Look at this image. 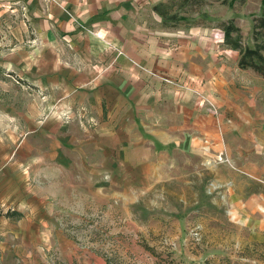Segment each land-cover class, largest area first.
I'll return each mask as SVG.
<instances>
[{"label": "rangeland", "instance_id": "1", "mask_svg": "<svg viewBox=\"0 0 264 264\" xmlns=\"http://www.w3.org/2000/svg\"><path fill=\"white\" fill-rule=\"evenodd\" d=\"M75 3L85 6L0 0V264H264V77L237 67L221 30L233 20L254 47L264 0H151L175 15L166 26L210 39L228 68L226 92L215 64L204 79L158 77L192 92L202 119L188 147L149 139L133 121L99 130L96 100L73 102L58 86L86 53L99 68L112 65L105 52L117 55L74 18ZM97 131L120 133L112 150L96 146Z\"/></svg>", "mask_w": 264, "mask_h": 264}, {"label": "crops", "instance_id": "2", "mask_svg": "<svg viewBox=\"0 0 264 264\" xmlns=\"http://www.w3.org/2000/svg\"><path fill=\"white\" fill-rule=\"evenodd\" d=\"M82 2L84 7L81 3L73 4L74 18L90 21L97 32L114 44L117 55L112 49L105 52L108 65L109 62L112 65L99 68L94 63L95 55L86 53L83 58L85 67L75 70L72 83L59 79L58 86L61 83L62 89L70 92L73 102L96 100V116L93 118L101 122L97 127L99 130L113 126L121 128L125 121H133L149 139H156L164 146L188 147L189 139L185 136L192 133L202 119L201 114L190 108L192 92L175 89L158 77L176 78L183 70L195 79H204V68L208 65L210 70H214L215 64L217 73L213 74L219 77L216 88L218 92H226L220 91L224 82L220 76H225L228 68L217 66L216 62L220 61L214 57L210 39L199 33L197 28L191 30L194 37H189L177 28L164 25L151 0ZM156 15L161 20L155 18ZM67 26H71L69 21ZM171 35H175L171 40L176 44L174 48L168 41ZM119 50L122 52L118 53ZM237 62L236 59L238 67ZM105 113L107 115L103 119ZM115 133L97 131L96 146L101 149L102 142L98 141H104L106 149L112 150L109 139L120 134L118 131ZM113 143L116 144L114 140Z\"/></svg>", "mask_w": 264, "mask_h": 264}, {"label": "trees", "instance_id": "3", "mask_svg": "<svg viewBox=\"0 0 264 264\" xmlns=\"http://www.w3.org/2000/svg\"><path fill=\"white\" fill-rule=\"evenodd\" d=\"M163 4L153 6V9L163 18V24L168 25L167 18L175 20V15L162 10ZM223 35V46L238 51L237 64L239 68L251 69L253 72L264 77V16L256 18L253 25L254 47H249L242 42V33L233 20L224 22L221 26ZM0 211V216H1ZM6 215V214H5Z\"/></svg>", "mask_w": 264, "mask_h": 264}, {"label": "built area", "instance_id": "4", "mask_svg": "<svg viewBox=\"0 0 264 264\" xmlns=\"http://www.w3.org/2000/svg\"><path fill=\"white\" fill-rule=\"evenodd\" d=\"M164 80H167L168 81V78H164ZM197 93H199V92H197Z\"/></svg>", "mask_w": 264, "mask_h": 264}]
</instances>
